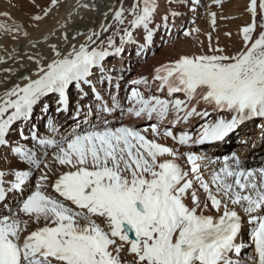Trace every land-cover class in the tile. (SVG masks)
<instances>
[{"label":"snow or ice","instance_id":"6c2138e0","mask_svg":"<svg viewBox=\"0 0 264 264\" xmlns=\"http://www.w3.org/2000/svg\"><path fill=\"white\" fill-rule=\"evenodd\" d=\"M176 2L190 11L200 6V0ZM212 4L223 7V0ZM159 7L157 0H132L129 7L121 2L112 11L119 44L113 36L106 46L100 39L113 27L108 23L100 33L90 30L85 43L69 44L70 50L52 44L47 58L28 55L35 70L0 94V147L26 166L10 173L0 169V264H264V166L249 167L236 152L218 166L219 157L190 150L222 142L254 120L264 132V0H251L252 20L242 27V44L234 54L211 48L209 34L211 54L180 53L155 67L152 83L166 97L145 96L132 87L125 108L110 91L119 90L123 74L110 75L104 61L122 54L125 44H137L134 32L141 28L144 43L138 44L137 55L144 54L155 34L169 29L170 16L179 15L166 10L157 24ZM0 17L11 19V14L3 11ZM210 17L214 26L217 13ZM0 30L13 39L28 36L22 24H0ZM97 70V82H107L111 104L93 83ZM131 84L148 86L149 79L141 76ZM85 85L98 102L95 112L102 123L59 134L48 119L53 136H41L33 126L29 136L19 133L34 142L32 147L12 145L14 124L31 119L43 98L56 94V111L66 112L69 89L75 87L82 99ZM43 107L46 112L48 105ZM117 110L148 121L162 122L170 113L174 119L163 130L158 123L143 129L112 127L104 117ZM81 111L77 100V117ZM92 114L89 105L86 115ZM193 118L203 121L197 134L173 130ZM161 136L173 146L161 143ZM37 172L34 190L25 195ZM6 175L14 179L6 181ZM10 193H19V199L8 204ZM246 223L251 225L247 243L241 238ZM243 249L249 251L242 258Z\"/></svg>","mask_w":264,"mask_h":264},{"label":"bare ground","instance_id":"6f19581e","mask_svg":"<svg viewBox=\"0 0 264 264\" xmlns=\"http://www.w3.org/2000/svg\"><path fill=\"white\" fill-rule=\"evenodd\" d=\"M121 2H123L125 7H129L132 0H56L55 4L53 3V0H0V12L7 11L11 14V19L0 17V24H22L24 29L28 32L27 37L21 33L18 39H13L11 35L5 34L3 30H0V94H2L6 88H10L13 84L21 82V76L30 75L31 72L35 70L36 65L34 61L27 58L28 55L47 58L52 55V44H55L60 48H65V50H70L69 44L79 46L80 44L85 43L87 40V34L90 30H95L100 33L101 25L108 23L113 24V27L107 32H103L100 36V39L105 41L106 46L107 39L110 37L109 34L116 32V25L113 23L112 19V11L119 8ZM157 2L160 7L155 17V23H162L161 17L165 14L166 10L168 13L173 11L179 13V15H177L174 19L170 16L169 29L166 30L161 28L155 34L151 46L145 50L144 54L137 55V57L132 59V61H123L124 57L122 54L113 55L110 59L106 58L104 61V66L107 70H109L110 75L119 76L121 73L123 74L119 90L113 87L110 91L111 95H115L117 97L118 103L125 108L128 106L127 97L130 95L132 87H138L139 90L145 94V96L155 94L161 96L162 98L166 97V92L162 93L157 91V84L152 83V67H157L160 64L167 63L169 61V56L167 57L165 54L167 51L175 53V56L180 53L200 54L203 52L199 49L204 47L206 50L205 54H211L208 32L200 33V39L198 42L196 41L195 44L191 42V37L183 34L179 35L178 38L175 37V32L180 25L185 24V22H189V24H191L197 15L202 13L199 10V6L196 7L195 11H190L187 6L183 3L176 2V0H173L171 4L168 3V0H157ZM84 4L89 5V7H82ZM48 9H51V11H48V14L45 15L44 13ZM105 13H107V16H105ZM33 15H41L43 19L40 21L32 20L31 17ZM189 29L192 34L194 31L190 26L186 30ZM77 32L84 33V35L77 36ZM65 33H67L68 36L67 43L64 40ZM143 34L142 28L136 29L134 35L138 43L125 44L124 47L126 50H129L134 45L136 46V51H138V44L144 43L142 39ZM225 39L228 43L226 42L224 45L217 43L214 39H211V48H223L227 45L230 46L231 50L236 51L241 47L242 43L239 37L235 36L234 39ZM114 62L118 63L117 67L112 66ZM123 65L126 66L124 67ZM126 68L133 71L127 80L124 78ZM141 76L148 77V86H134L131 84V80L139 79ZM99 77L100 72L97 70L92 78L93 83H95L94 80L98 81ZM98 85L99 87L96 86L97 90L101 93L104 99L111 104V95L109 94V91H106L108 88L107 82L103 85L98 83ZM84 91L87 93V96L81 99L78 94V90L75 87H71L69 89L70 105L66 112L56 111V101L58 99L56 94L43 98L41 103L34 107L31 119L27 121H17L14 124L10 136L12 145L16 146L19 144L32 147L34 142L30 140H23L19 133L20 130H23L24 135L29 136L30 129L33 126L36 130H38V133L41 136H53L54 134L47 127L48 119L53 120L59 134H68L77 131L78 129H86L91 124L99 125L102 123L101 119L94 122L96 116L91 118V115H86L88 112V106L91 105L96 108L98 102L95 100L94 95L89 92L87 85L84 86ZM180 98L183 99V95H180ZM77 100H79V106L82 109L79 117L76 115ZM51 103L54 107V110H52L53 115L47 116ZM44 105H48L46 112L44 111ZM200 107H204V105H201ZM209 111L211 110L209 109ZM59 113L62 117L61 121L55 119ZM94 114L95 113L92 115ZM216 118V114H213L211 117L213 120ZM104 119L110 121V125L112 127L124 125L143 129L150 123H158L160 128H164L166 126L171 127V121L174 119V114L170 113L167 119L162 122H158L155 119H153V121H148L146 119L135 118L127 114L121 117L119 110H117L111 115L105 114ZM201 123H203V121L200 118H193L188 123L175 125L173 130L177 133L181 130L191 131L193 135H195L197 134L198 126ZM257 124L258 121L255 120L246 123L235 134L231 135L229 138L222 141L220 145H216L215 147L204 145L190 150L206 152L209 157L213 158L219 157L220 160L218 161V166L219 164H222L224 156H229L233 152L238 153L249 167L264 166V132L261 131ZM148 135H152L150 131ZM242 140H246L248 143H242ZM160 142L168 146H173L174 143L170 138L163 136L160 137ZM180 150L185 151L189 149L181 147ZM48 151V160L51 161L53 153L51 149ZM14 167L23 169L26 166L22 163H18L7 148L0 147V169L10 173ZM38 175V172L34 173L33 177L30 178L28 187L25 188V192L28 188L32 187L31 184L35 183ZM13 179L14 177L11 175H6L5 177L6 181ZM18 199L19 193H10L8 197V204H11L14 200ZM3 212L4 207L3 205H0V213ZM250 227L251 225H248L247 223L245 224V235L241 237L245 243L248 242L246 233ZM248 251V249H243L241 257L243 258Z\"/></svg>","mask_w":264,"mask_h":264},{"label":"rangeland","instance_id":"374dc122","mask_svg":"<svg viewBox=\"0 0 264 264\" xmlns=\"http://www.w3.org/2000/svg\"><path fill=\"white\" fill-rule=\"evenodd\" d=\"M240 1H242V2H240ZM243 1H244V3H243ZM249 3H250V0H223V7H219L217 5H213L212 0H200V6H199L200 9L199 10L202 13L197 15V17L194 19L193 22H191V24H189V22L188 23L185 22V24L180 25L175 32V37L178 38L179 35H182L183 31L186 30L190 26L194 32L191 35H188V37L192 38L191 42L194 44L196 41L198 42V40L200 39V36H201L200 33H204V32H208V35L209 34L211 35V39L216 40L217 43H220L222 45L226 44V42L228 43V41H226L225 38H233L234 39L235 36L239 37V39L241 40V43H242L241 29L243 26L250 23L252 20V16H250L249 11H248ZM209 5H211V7H209ZM258 11H259V9H258ZM211 12L217 13L216 23L214 26L212 25V22H211V17H210ZM129 19H131V17H129ZM257 23L259 24V17H257ZM125 26H127V25H125ZM115 27H117V26H115ZM196 29H199V31H196ZM226 33H231V35L230 36L226 35ZM113 34H114V32L109 34V36H113ZM113 38L116 40L117 44H119V36L116 35ZM223 48L225 49L226 53L230 54V55L234 54L236 52L235 50H231L230 46H227V45H225ZM199 50L202 51L203 53L206 52L204 47L199 49ZM136 52H137L136 46H134V45L129 50H126V48L124 47V52L122 53V56L124 57L123 61H125V62L132 61V59L137 57ZM165 54L167 57L169 56L168 57L169 60L172 59V57L173 58L175 57V53H173L171 51H167V53H165ZM112 56H110L108 58L110 59ZM117 64H118L117 62H114V64H112V66L117 67L118 66ZM120 64H122V63H120ZM152 68L154 69L155 67H152ZM149 69H151V68H149ZM132 73H133V71L128 70L126 68L125 74H124L125 80H127ZM128 85H130V84H128ZM53 108H54L53 104L51 103L47 116L53 115V113H52V110H54ZM57 115L58 116L55 117V119H58V121H61L62 117L60 116V113ZM121 117H123V115H121ZM78 130H80V129H78ZM32 184H31L32 187L28 188V190H26L25 195L28 194V192L34 190Z\"/></svg>","mask_w":264,"mask_h":264}]
</instances>
